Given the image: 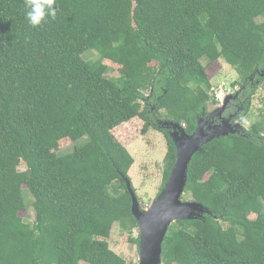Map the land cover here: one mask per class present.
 Wrapping results in <instances>:
<instances>
[{
  "label": "trees",
  "instance_id": "1",
  "mask_svg": "<svg viewBox=\"0 0 264 264\" xmlns=\"http://www.w3.org/2000/svg\"><path fill=\"white\" fill-rule=\"evenodd\" d=\"M54 7L55 19L33 26L26 0H0V264H125L109 238L116 225L139 227L127 184L135 159L112 128L139 118L144 134L165 135L162 191L177 159L170 132L193 134L218 102L204 59L237 71L222 117L246 122L264 85V0ZM183 196L208 212L172 222L163 264H264V112L194 154ZM28 203L33 221L19 214Z\"/></svg>",
  "mask_w": 264,
  "mask_h": 264
},
{
  "label": "rangeland",
  "instance_id": "2",
  "mask_svg": "<svg viewBox=\"0 0 264 264\" xmlns=\"http://www.w3.org/2000/svg\"><path fill=\"white\" fill-rule=\"evenodd\" d=\"M87 58H93L97 56L96 52L88 53L85 55ZM107 64L112 67V70L108 71L109 76L117 77L120 75V66L111 61L106 60ZM207 67V75L211 79V82L215 85L211 87V91H215L217 103L209 101L207 113H204L200 118V124L204 125L209 114L213 111H217L225 100L231 95L233 98L234 90L236 91L240 84L231 90V83L240 80L239 74L235 70H231L229 65L224 60H217L215 62H208L203 60ZM154 64V63H152ZM232 86V85H231ZM199 89V87H196ZM201 88V87H200ZM230 98V99H231ZM264 85L258 88V91L252 99L251 113L246 116V122H243L240 117H232L227 125L233 126H245L249 127L250 123L254 120V117L264 112ZM229 101V100H228ZM140 105L144 107V103L139 101ZM227 104V103H226ZM143 121L139 118H135L126 123L119 124L112 128L111 133L114 138L123 144L131 153L135 159L134 164L130 168L129 176L133 186L136 188L140 197V206L142 209H147L161 194V187L163 185V167L165 165V155L167 152V141L163 133L151 129L147 133L142 132ZM72 142L68 139L63 140L57 147V151L61 154L68 151L72 147ZM21 168H25L22 164ZM27 191V189H26ZM28 198L32 199L29 192ZM184 201H193L189 197L183 196ZM20 216L27 221H33L36 216L35 209L31 203H28V207L25 211H21ZM140 236V227L136 228L133 233L123 232L119 225H116L112 230V234L109 238L110 246L114 251L123 255L126 260L125 264H139L140 262V246L137 242H133L131 238ZM79 264H88L86 262H80Z\"/></svg>",
  "mask_w": 264,
  "mask_h": 264
},
{
  "label": "water",
  "instance_id": "3",
  "mask_svg": "<svg viewBox=\"0 0 264 264\" xmlns=\"http://www.w3.org/2000/svg\"><path fill=\"white\" fill-rule=\"evenodd\" d=\"M231 97L230 95L217 111L209 114L205 124L209 119L222 116L226 103ZM199 121L197 130L193 134H188L179 125L174 126L177 129L171 132V136L177 149L176 163L163 191L149 208H141L130 181H127L132 195L131 210L140 227L139 264H163V242L172 222L179 219H192L208 212V209L198 201L183 200L188 178V167L194 154L205 143L216 137L227 135L228 130L234 126L224 123V126L212 125L205 129V124L202 125Z\"/></svg>",
  "mask_w": 264,
  "mask_h": 264
},
{
  "label": "clouds",
  "instance_id": "4",
  "mask_svg": "<svg viewBox=\"0 0 264 264\" xmlns=\"http://www.w3.org/2000/svg\"><path fill=\"white\" fill-rule=\"evenodd\" d=\"M26 7L29 9L26 13V18L33 26L41 25L42 22H45L46 17H51L52 19L56 17L57 9L54 7V0H26ZM181 127L185 129L186 124L181 125Z\"/></svg>",
  "mask_w": 264,
  "mask_h": 264
},
{
  "label": "flooded vegetation",
  "instance_id": "5",
  "mask_svg": "<svg viewBox=\"0 0 264 264\" xmlns=\"http://www.w3.org/2000/svg\"><path fill=\"white\" fill-rule=\"evenodd\" d=\"M217 117H219V119H217ZM217 117H214L212 119H209L207 121V123L204 125V128L205 129H208V127H210L212 125L213 126H224V123L227 124V122H229L231 120L232 115H230L228 118H223L222 116H217Z\"/></svg>",
  "mask_w": 264,
  "mask_h": 264
}]
</instances>
